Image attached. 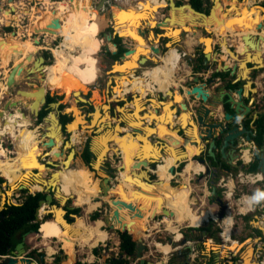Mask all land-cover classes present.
I'll list each match as a JSON object with an SVG mask.
<instances>
[{"label":"water","instance_id":"water-1","mask_svg":"<svg viewBox=\"0 0 264 264\" xmlns=\"http://www.w3.org/2000/svg\"><path fill=\"white\" fill-rule=\"evenodd\" d=\"M9 6L6 9H2L0 6V11L4 10L5 12H9L12 14L13 12H17L18 8L15 6L14 3L15 0H7ZM70 2L72 0H69ZM109 0H100L93 8L99 14L101 10L104 9L105 3H107ZM139 2V5L137 6V10L141 11L143 13L142 18L136 19L134 22L132 19H121L118 11L126 9L129 11H132V8L129 6L124 5H114L115 10H111V27L112 31H109L108 33H105V38L107 40H110L113 36L118 35L121 36L120 31H118L116 28L121 25H127L129 23L137 25V30L140 35H144V30L142 29L143 23H146V21L149 20V18L152 16L151 13L149 15L146 11H144V5L145 2ZM165 5L169 8V14L168 16H165L161 20L155 21V27L163 29L162 33L157 32H151L149 31L146 36V40H156L158 37H169L172 41L176 40V38L183 37L186 32L191 31L192 29L197 28L200 24L202 25L207 32L212 33L210 29H212V26H214V21L217 24L215 26L216 32L218 34H221V39L218 42V49L219 51L225 50L228 52V54L231 55V57L236 60L238 63H236L233 67H230L227 65V63L220 64L218 63V66H220L221 69L227 70L230 68V73L233 74L236 70V68L239 66L241 68L240 75L234 79L233 83L237 82V80H243L244 84H241L237 87L227 89L223 94H220L218 99L216 98L214 102H212L211 94L206 89L207 83L201 82L200 77L198 74H195L190 80L187 81V84L185 88L181 89V92H184L186 96H188V100L185 99L181 101V96L175 92L174 90L167 88L165 95L163 98L166 97V95L169 96V99L163 100L162 99H156L153 97L148 98V100L151 101L155 107H161L164 111V115L157 114L158 108H155V112H147L146 106L144 105V100L141 97V93L133 94L131 101H127V103H132L133 108L129 112L127 111V106L125 105V102L122 105H116L114 106L115 111L119 112V116L116 117V121L112 124L110 122V118H113L114 115L110 113V104L108 101L102 102V106L107 108V111H104L102 108V113H108V116L110 117L107 119L106 125H95L90 126L92 124V118L89 120H86L88 123L86 125V130H91L93 132V135L90 136L89 139V150L91 153V156L94 157L93 162H89L87 165L86 163H82V165L86 166L88 170L90 171H102L104 169V163L107 160V153L104 155L103 160L99 164L98 167H96L98 163V158L101 154V151L99 153H96L93 151V137L99 136L100 138H103L104 147H108V144L112 147L113 152H116V154L122 158L121 162L117 163V166L114 170H108L110 174H113L114 177L104 176L102 177V180L98 182L99 184V193L98 198L101 201V204H107L111 210L109 214L104 215L103 221L108 225L109 228H115V224L117 225V229L121 230L123 228L129 229V222L126 224L123 223L120 219V209L125 208L126 213L128 217L134 218V217H142V212L140 210L141 203L136 205L137 199L139 196L144 195L145 190H142V188H145V185H153L154 182H158V178L151 179L150 172L155 171L158 168V164L162 159L164 147L166 148H172L173 142L170 137H165L167 134H164V131H167V133H175L179 136L180 131L182 132V142L184 144L189 143L190 145L194 146L193 153L190 155L188 151L183 149L180 153L174 154L170 151L171 156L173 157V164L170 165L169 171L171 175H174L175 166L178 162L185 161L188 159V157L193 158L198 163L203 165V172L201 175L209 174L211 171V174L215 176L217 168H220L221 170L225 172H229L231 168H239L242 165L238 164L237 161L239 159V148L244 145V142H249L253 138L257 136V132L259 131L261 133V142L260 145L257 147V149L254 152V159L256 157V170L259 171L262 176L264 177V102L261 99L259 101L260 108L257 109V113L255 116L251 115V106L247 105L243 101V96L245 93V88H248V94L255 93L256 90L254 88V85H252L251 78V72L253 70H261L264 68V60L262 57L261 46L260 41L264 40V36L261 34V32L264 31V6L258 4V5H250L249 11L247 8L242 7L238 8L236 4L230 3L228 6H225L224 11L222 12L223 21L219 20L220 17L215 14L214 9L216 7L220 6V3L223 0H210L212 2V8L209 11V14L196 10L189 1L185 3L176 4L174 0H164ZM209 0H205V3H207ZM233 1V0H232ZM1 4V1H0ZM253 7H255V11L253 10ZM175 10V13H174ZM186 10H191L192 13L186 12ZM231 10V11H230ZM22 11L30 12L31 10L26 8L22 9ZM137 11V12H138ZM176 11L178 13V16L176 15ZM229 11V12H228ZM228 12V13H227ZM52 14L56 15V10L52 9ZM147 15V17H145ZM259 16H261V19H259ZM51 22H53V25L51 26H58L60 25V19L58 17L53 16ZM190 23L191 27L187 25L186 23ZM248 22L253 23L251 27H254L255 34L248 35L241 34L239 35V38L243 41V47L242 50L236 51L233 47L229 46L227 40L225 39V28H231L234 23L238 25L239 28L243 26H247ZM10 21L7 23L9 24ZM173 23V26L171 24ZM219 24V25H218ZM178 25V26H177ZM48 26H50L48 24ZM210 27V28H209ZM174 29H178L179 32L176 36H172L170 34V31L173 32ZM34 31L38 32L40 31L37 27L34 26ZM257 32H260V34H257ZM228 33V32H226ZM10 35H15V30L10 31ZM7 40V38H6ZM201 42L203 43V54H204V65L208 67L209 61L211 59H215L212 54L214 50L213 45V39L210 36H201L200 37ZM211 41V43H207V41ZM209 41V42H210ZM3 41H0L2 43ZM249 42V44L247 43ZM34 43L38 44L39 39L34 38ZM150 53L155 54L159 56L161 54V48L158 45H154L151 43H148ZM169 46L172 45V42L169 41L166 42ZM113 46L115 49L111 50L113 53L116 52V45L113 43ZM123 46L126 47V50L123 52L122 55H120L119 60H114L113 63L110 66L109 71H115L118 73L119 81L124 79L130 80L131 78L127 76V74L131 75L134 74V72L137 70V68L144 66L149 60H155L156 58L153 55H143L137 53L138 47L137 44L124 41ZM103 48L105 51H110V47L108 43L103 44ZM12 52H19L18 54H21L20 51H17L15 46L12 48ZM241 54H243V57H240ZM137 59L135 60V56H137ZM30 56H32V53H28L26 56H24L25 60H29ZM41 62L42 66L45 61V57L43 55L36 56L32 60V65L29 67H26L27 64L22 63L21 61L15 62L10 67L7 76H6V86H7V93L8 89L14 85L16 82V77L20 76L23 71L28 73L29 76L35 75L33 71V66L36 65L37 61ZM123 69H120L119 66L124 65ZM130 66V67H129ZM216 78L215 76H212L208 80V85L210 83L215 82ZM117 86V81L114 82ZM222 87V86H221ZM34 86L30 87V90L33 89ZM43 88V85H37L36 89ZM224 89V86L222 87ZM15 92L18 94H23L26 92H31L29 90L16 88ZM74 95L78 96L79 99L86 101L83 97L80 96V91L75 90L73 92ZM46 88L44 87V94H43V103L46 101ZM197 99V102L191 103L189 100ZM20 100H11L8 99L3 109L0 110V120L4 119V113L8 112L9 114H12L13 112L9 110H13L18 107ZM209 102L206 104V102ZM34 102V101H33ZM254 102V99L251 100L250 104ZM42 103V104H43ZM178 103V104H177ZM33 104V103H32ZM60 104L59 100L51 101L49 105L52 108H56ZM178 105V106H177ZM40 106V105H39ZM80 113L81 110L75 106ZM218 107L221 108L223 112L222 119H219L215 110L218 109ZM40 109V108H39ZM34 111L33 116H38V112ZM70 107H65L62 112L63 113H70L72 114L73 118L65 123V129L67 133L71 132L69 131V122L70 124L74 122L76 119L75 111L68 110ZM231 110V111H229ZM94 113L97 111V108L93 107ZM92 111V112H93ZM83 114V113H82ZM130 116H133L136 118V120H129L128 118ZM49 115L54 116L56 118V115L54 112H49ZM262 117L263 120V126L262 128H259L257 125V120ZM149 119L151 124L153 126H149L146 123H144V119ZM249 118L252 120V125L249 127H246L244 125L245 120ZM178 119L179 125H176V120ZM85 120V119H84ZM56 121L58 123V120L56 118ZM163 124V125H162ZM166 124V128H160ZM128 127V130H126V126ZM59 129H61V125L58 123ZM82 125L79 124L78 128H81ZM61 132V130H60ZM133 136L137 138L140 142V146L137 151H132L130 149L131 142L127 141L126 138H131L130 136ZM71 138H68L64 145H67L70 143ZM54 143V140L52 137H46L43 144L45 147H52ZM115 144V145H114ZM135 144V143H133ZM147 146L152 147V152H147ZM69 151L65 155L64 151H59V153H56L57 155L65 156V161L69 159V156L72 155V160H74L75 151L69 144ZM228 149L233 150V155H229ZM109 150V149H108ZM170 150V149H169ZM218 150L220 153V157L224 159L228 166H223V163L221 161H218L215 151ZM227 154V155H226ZM71 160V161H72ZM64 161V162H65ZM131 163H127V162ZM142 162V163H141ZM125 163V164H124ZM141 163V164H140ZM213 163H216L217 166H211ZM72 162L68 163L66 166H71ZM45 167H48L46 164H42ZM140 167H139V166ZM132 166V170H137V175L142 174V177L139 178L136 175H128L126 174L124 177V180L127 181H133L135 180V183L140 182L139 185H136V188L130 191L129 195H126L124 192V188H122L121 183L119 182V179L117 176H119V173L124 170V168H129ZM150 169V170H148ZM135 172V171H134ZM133 179V180H132ZM117 183L118 189H116ZM10 187V185H9ZM11 188V187H10ZM27 188V186L24 185L23 182H19L17 184V189L19 191H22L23 189ZM12 189V188H11ZM44 190H46V195L44 198L40 199L38 201V206L35 211V218L34 221L40 222L43 220L41 215H38V209L41 205L47 206L46 214H50L49 218H54L56 212L60 210L63 215L61 217L64 225L71 224V221L65 217L66 209H64L63 205L65 203L69 202V197L66 195H62L59 191L58 193V186L55 188L51 186H47ZM11 190H7L5 192L0 193V203L4 204L8 197V193ZM28 193H34L35 191H30L27 189ZM38 191V190H37ZM42 191V190H41ZM210 192L211 197L216 196V200L220 206L219 212H218V219H222L224 217V210L225 205L223 204L221 198L217 195V186L214 181V179L210 180ZM120 195V197H119ZM60 198V199H59ZM145 198V197H144ZM143 198V199H144ZM54 201H57L58 204L55 205ZM14 203V202H13ZM161 204V199L157 197V203L156 207L159 208ZM67 209H73L74 206L67 205ZM155 208H153V211ZM160 213L162 215H172V212L168 210L165 206H162L160 208ZM92 214L89 213V217H91ZM157 213L152 212L150 215V221L153 220ZM74 218H76V215H74ZM125 224V225H124ZM125 226V227H124ZM30 231L25 232L21 240L16 243L14 248L9 252L7 255H0V264H64V263H44L46 259L45 253H40L39 257L36 259H33L27 255L25 243H24V235L27 234ZM36 233H39V230H35ZM134 233H140L139 231H135ZM203 235L205 236L206 232L202 231ZM262 238H264V234L262 233L261 236L253 237L250 242L258 243ZM247 240V239H246ZM245 240V241H246ZM174 242V239H169V244L172 245ZM247 242L246 248H250V262L252 263V253L254 250L253 245ZM197 246L201 245V242H194ZM181 244L183 245V250H186V261L190 262L191 259V253L192 249L194 247V244L192 240L188 237H183L181 239ZM204 244L206 246H209L210 249L213 250V248H217L218 245H211V241H204ZM245 244V243H244ZM244 244L239 243L238 248H235V253L238 252V250L244 246ZM241 245V246H240ZM146 249V242L145 239L142 236L137 237V240L134 244V250L131 254V257L136 262V264H155L153 261H148L144 257V250ZM179 248L175 246L173 248V251H178ZM62 254H65L64 250H61ZM241 255V253H240ZM67 257V256H66ZM66 259V258H64ZM247 259L242 257V262L240 264H244ZM71 264V263H70ZM161 264H164V260H161ZM260 264V263H258Z\"/></svg>","mask_w":264,"mask_h":264},{"label":"rangeland","instance_id":"rangeland-1","mask_svg":"<svg viewBox=\"0 0 264 264\" xmlns=\"http://www.w3.org/2000/svg\"><path fill=\"white\" fill-rule=\"evenodd\" d=\"M15 1H17V0H15ZM40 1L43 2L44 5L43 4L40 5ZM63 1L64 0H60V1L59 0H29L28 2H24L25 9L26 8L30 9L31 7H33L30 11L31 13L27 12V11H22L23 13H21V14L18 13L19 18L18 19L13 18L9 24L2 22L0 19V25H1L0 32H2V31L4 32V29L6 27H13L14 26L15 31L18 32L16 35L20 39H32L34 42V38H38L39 43L38 44L35 43L37 47H35V49L33 48L35 50V52H32V50H33L32 48L30 49V52H32L34 54V57L39 56V55H43L44 51L47 50V51L51 52V56L46 57L44 63L47 65H52L54 69H55V67H54L55 63L59 65L58 68H60L61 66H63L65 68V63L62 60H59L56 58V55H55L56 48L61 43H64L67 41L70 45H72L76 49V50H73L71 52L73 54H76L79 52L80 49L87 46L86 43L78 44L77 40L73 39L72 35L66 36L65 39L63 40V36L59 33H57V35H55L54 34L55 32L52 35H48L44 31L43 32L38 31L37 33H33L32 29L34 28V25H35V21L33 19L35 18V15H37V16L40 15L42 17L41 14L47 13L49 10L51 11L54 4H55L56 15H53L52 12H51V14L53 16L58 17V19H64L65 20L67 15H70L73 18H79V17L84 16V11L87 13V10L91 6H92V10H93V7L100 0H87L85 8L73 7L72 3H71L72 1L70 2L69 0H66V2H63ZM144 1L145 0H110L107 3H105L104 9L101 10V12L99 14H100V16H102L106 20V24L103 25L102 27H100V29L98 30V32L96 34V36L100 40V46H99L98 50L96 52L92 51V54H93L92 58L94 56V58L96 59L97 64H98V70H99L100 74L99 73L97 74V77L95 78V80L91 84L84 85L85 87L84 86L80 87L81 82H82L81 77L69 76V80L67 81V82H69V85H67V86L66 85L56 86L55 88L52 89V88L47 87L48 86L47 83L51 82L50 78H53V76H50L49 80L47 79V82H46V72H44V74H39L40 70H38V74L28 77V73L23 71V73L19 77H17V79H16L17 81L14 83V85L8 89V93H7V90L5 89L4 84L2 83V80H3L2 77H4L3 73H6V72H2L0 70V79H1L0 80V108H2L4 106L5 102L9 98H12V100L13 99H18V100L20 99L18 107L13 109L14 111L9 110L13 113L9 114L8 112H6L7 118L0 120V144L2 145V148H4L6 150V155H3V156L0 155V176H2L1 172L9 171V172H12V174H13L15 171L14 170L15 167H26V166H28V167L37 169V171L41 170V169L46 170L44 177L48 178V176L50 175V172H53L56 169L62 168V166H61L62 162L60 161V159L57 158V155L55 153V151L58 152L59 149H57L56 147L51 148L49 150V154H47L46 152H48V150H46V151L44 150V148H46L45 145L43 144L44 141L42 142V145H40V142L44 138L48 137V135L46 134V132H48V131L45 130V128H49V129L51 128V131L56 136L58 134H60V131H56V129L54 127H51V126H54V122L53 121L49 122V119L45 120V118H44V120L41 123H39L38 125L34 123V120L31 121L30 118H31V116L33 117L35 108L31 107V110H30V105L35 100L34 99L35 94L29 95V96L20 95V94L15 92V89L17 87L21 88V89H25V90H30L31 86L35 87L37 85H43L44 87H46V90H48V94L51 97H55L54 101L59 100L60 104L63 105L64 107L65 106L66 107L71 106L73 109L71 108L68 110L75 111V113H74L75 116L84 121L82 123H79V122L74 123V127H76L77 129H80V128H78L79 124L88 123L86 120H88V118H91V116L93 115L92 111H93L94 106L95 107L97 106L99 109L96 112L97 119L100 117V109L102 108V105L97 103V101H96L97 99L95 98L96 95L98 96L99 99H101L102 102L108 101L110 106H111V110L114 111V117L112 119H110L112 124L116 121V117H118L117 110L115 111L114 106L122 105L124 102H125L124 106H129L127 101L131 100V94L130 93H128L124 97H119V96L116 97L117 94L115 95V93H114L115 91H114L112 86L115 85L114 82H116L119 79V77H117L118 73H116L115 71H111V72L109 71L110 65L112 64L113 61L111 58H109L105 54V51L102 47V45L104 43H107V42L109 43L110 47H112V45H111L112 42L106 40L105 37H101V34H102V32H106V33L109 32V30H106V29L108 28V26L110 24L108 22H109V20H111L110 14H111L112 7L114 5L121 4L124 6H134V5H137L139 2H144ZM152 1H155L158 8H157V11L155 12V14H153L149 18V20L155 18V21H157V20L163 19L165 16H168L169 8L167 7V5H165L166 3L164 0H152ZM178 1H180L181 3L187 2V0H178ZM243 1L244 0H237V4L239 5V4L243 3ZM90 2H91V4H90ZM229 3H230V0H224V2H222V5H228ZM261 3H264V0H252L250 2L251 5H258V4L261 5ZM9 4L10 3L7 4V2H4L0 6L2 7V9H6L9 6ZM76 4H77V0H76ZM247 5L249 6V4H247ZM145 11L149 15V13L152 14L153 9L149 6V7L145 8ZM86 13H85V15H86ZM12 14H15V12H13ZM0 17H1V11H0ZM145 17H147V15H145ZM262 18H264V16H262ZM147 22L148 21H146V24H147ZM171 25H173V23ZM84 27L86 30H89L90 29L89 23L85 24ZM13 29H11L10 31H12ZM21 29L24 31H21ZM142 29L145 31L144 36L147 35V33L149 31L157 32L159 34L163 32L160 28L155 27V26H147V27L143 26ZM210 30H212V29H210ZM10 31L5 32V33H7L9 36ZM206 33L209 34L210 37H212L211 35H213V32L209 33V31H208ZM1 37H3V36H0V41H2ZM5 40L6 39L4 38V41ZM133 40H135V39H133ZM148 41H152V39L147 40V42ZM161 41L162 42H161L160 47L162 46L161 47L162 52L159 56H154L156 58L154 61L149 60V62L146 64V67H148L147 69H151L154 66L152 68L154 76L158 77V75L159 76L161 75V77H162V76H164L162 74L161 69H160L162 65H167V66L173 67L175 64H177L179 62L178 68L174 74L176 75L177 73H181V71H183L185 68H187V60L183 55H181L182 49H181V45H180V43H181L180 38L178 37L176 40L172 41L169 37H164V39H162ZM166 41H169L170 43L172 42V45H170V46L168 44L164 45V43ZM154 43H157V39H156V41H154ZM144 44L147 46L146 39H145ZM143 48H144V51L141 54H144V53L149 54L150 53L149 47H143ZM16 53H15V55H16ZM17 55L15 57H13L12 59L11 58L9 59L12 61L7 60V62L5 64H1V65L7 66V68L11 67L12 64L14 63V60H15V62L17 61L16 60ZM21 57H23V56H21ZM90 58L91 57L87 56V52H84L83 54L81 53L78 55L77 62L74 64V66L87 64L88 60ZM29 60H24V64H27L26 67H29L31 65L30 63L28 64ZM90 67L91 66H89V68ZM58 68H56V69H58ZM219 68H220V66H219ZM120 69H123V68H120ZM142 69H143V67L138 68L139 71H141ZM45 70H46V68H45ZM134 78L135 79H133V81H132L133 84L128 86V87H130V86L132 87L130 89V91L134 89L135 82L136 83L140 82L137 77H134ZM166 79L167 78H165V76H164V78L160 79V81L163 83L164 86H166V81H167ZM151 80L154 82H159L157 79H155L153 77L151 78ZM121 82H122V80L119 81V84H117L116 89H118V87L121 85ZM173 82H174V80L172 79L170 81V83H173ZM135 85L138 86L140 84L138 83ZM168 85H169V83H167V86ZM74 86L82 93V95L84 97H86L91 102V105L88 106L89 109L87 110L86 113L85 112H82L83 114L80 113L78 111V109L74 107L75 105H72V101L74 102V104H77L75 102V100H73L74 96L72 94L67 95L68 90L70 89L72 91ZM139 91H141V90L139 89ZM132 92H134V90ZM142 92H143V90L141 91V93ZM36 93L38 94V92H36ZM96 103H97V105H95ZM60 109L63 110V108H60ZM51 112H55V110L52 109ZM105 118H107V117H105ZM39 121H41V120H39ZM66 122H68V120ZM104 125H106V122ZM83 127H84V129H81L80 134H78V131L76 132V136H77L76 140H75V136L73 134H72L73 136H71L70 133L69 134L66 133V140L68 138H71L72 141H70V146H72V148L75 151L74 160L70 161V163L72 162L71 167H74V168L84 167V165H82L83 160L81 157V153H82L84 145H85L84 142H86V141H84V139L85 140H86V138L89 139V136L93 135V132H91V130L90 131L86 130V125H84ZM55 135H54V137H55ZM96 137L97 136L93 137V141H95ZM69 149H70L69 145H64V154L65 155L68 153ZM8 150H10V151H8ZM39 151H40V155H38ZM94 151L97 153L96 150H94ZM61 158L63 159L64 156H61ZM71 158H72V156H71ZM93 159H94V157L90 156L89 162H93ZM109 160H110V158L108 157V160L105 161L106 162L104 164L105 166H108V164L110 163ZM42 164H46L48 167H45ZM191 164H193V163L191 161H188V163L186 165L184 163L183 166L179 169V172L182 173V177L184 176L183 175V168L184 167L186 168L187 174L188 175L191 174V169H189V167H187V166H191ZM96 167H98V166H96ZM84 168L86 170V178H87L85 184L89 185L88 182L91 179V181L93 183H97V187L99 188L98 182L106 174L103 171L99 172V171H93L92 170L90 172V170H88V168L86 166ZM22 170H23L22 168L21 169L18 168L16 170V173H17V171H22ZM90 173H92V174L89 175ZM119 175H120L119 176V178H120L123 174L121 173ZM88 176H90V177H88ZM170 176H171L170 173L165 176L164 184L161 185L160 190L165 191L168 188H171L173 190L178 191L179 187L186 186V184L184 183V181H186V182H188V185H189L188 186L189 191L187 192V202L185 203V205H187V208L193 209L197 212H201L204 208L205 209H213L215 207V203H213L211 198H210V195H211L210 181L206 182V180H205V182H204L201 179H198L197 175H195L192 178V180H188L187 178H185V180L183 179V181L182 180L180 181V179H178V178H177L178 180L175 178L170 179ZM156 178L157 177H155V176L151 177V179H154V180ZM215 181L217 183V180H215ZM124 182H125V180H124ZM125 185H127L126 182H125ZM172 186H175L177 188H173ZM94 187L95 186L90 187V189L96 190V192H98V190L95 189ZM31 188H33V186ZM244 188H246V187H244ZM9 189L11 190V193L8 195L5 202H8V203L19 202L20 198H21L20 197L21 193L19 192V190L17 188L11 189L9 187V183L5 179V181H3V183H2L0 193L5 192ZM25 189H28V186ZM84 189H86V188H84ZM82 191H85V190H78V192H82ZM42 192L47 193L46 190H42ZM125 193H128L127 189L125 190ZM239 193L240 192L236 190V194H235L236 198L239 197ZM75 195H77V194H75ZM67 196L69 197V199H68L69 202L67 203V205H69V206L73 205L74 208L75 207L78 208L77 211H74V212L70 211L69 212L70 214H69L68 220L70 219V221L73 222V220H75L74 215L81 216V218L79 220L80 222H78L79 227H77V228H79V230L82 233H80L81 236H80L79 244L75 245V251H76V254H77V257L79 258V260H84L86 262H97V264H112L111 259H110L111 257H114V259L117 257L118 258L127 257L130 259L128 264H136V262L133 260V258L131 256H128L127 254H124L122 252L121 246H122V241L124 239V236L119 232V229H117L116 224H115V228H109L108 225L103 221L101 228H103L104 230H106L108 232V238L106 240H104L103 242H99L97 245H94V246H91L86 242V238L88 237V233H89V235L93 234L94 223L98 219L103 220L104 215L109 214L110 210H111V208L107 204H103V203L101 204L100 199L97 197L98 195L93 196L91 198V200L99 201L100 206L98 205V207L96 209H93L90 212H86V210H85L86 204L85 205H75L74 201H76V203H78V204L80 202V199L78 196H76V199H75L74 195L69 196V194H67ZM260 199L261 200L264 199L262 194L260 195ZM54 204L57 205L58 202L54 201ZM80 204H81V202H80ZM165 205L162 202L160 204L161 207L165 206ZM45 207H47V206H45ZM165 207L168 209L167 206H165ZM95 211H99L100 215L96 220L95 219L93 220L88 215H89V213L92 214ZM230 214H232V213H230ZM44 215H46V213H43L41 215L42 219H43ZM232 215H233V220H234V226H233L232 232H233V239H235L238 236V234L240 233V231H243V233L252 232V228H251L252 225L258 226V224H259V226H262L260 218L262 215H264V213L261 210H258V211L253 210V211L245 214V216H241L238 214H232ZM164 217L165 216L162 215L160 213V211H158V215L153 220H151L150 231L147 234V236H145L146 249L144 250L143 254H144V257L146 260L153 261L156 264H161V260H164V264H175L179 259L175 255L173 248L178 244V242L175 240L172 243V245L170 244L172 247V250L167 255H164L162 252H160L158 250L159 248H158L157 243H163L164 245H169L168 244L169 239H173L174 235H175V233H173V231H170L171 230L170 227H176L177 228L176 232L179 231L183 235L184 234H190V231L188 230V227H190V225L184 224V223L180 225L177 223L176 220L167 223L166 218H165V221H163ZM50 219H53V218H50ZM207 223H208V221H205L204 223L201 224V226L206 225ZM173 225H175V226H173ZM130 229L132 231L134 229H136V231H138L139 227L134 228L132 225H130ZM182 229L187 230L188 232H185ZM183 235H182V238H183ZM60 237L50 238L49 239L50 242H48V244L46 243L47 244L46 245L43 242L41 235H39L35 231L28 232L27 234L24 235V238H25L24 243H25L27 255H30V257H32L33 259H37L39 257L40 253H45L46 259H45L44 263H50V262L54 263V256L59 255L60 259H61V263H64L65 262L64 257H65V254L67 256V253L66 252H65V254L61 253V250L65 251V249L61 246V242H60L61 239H59ZM205 241H207V239H205ZM246 242H250V238H247L246 241L243 239L241 243L244 244ZM250 243L253 245L254 242L252 241ZM49 245L51 247L56 248V252L52 253L51 255H48V253H47V248ZM211 245H213V244H211ZM224 245H225L224 247L222 245V249H221L220 253H218V255H217L218 258L215 261V263L212 262L210 264H223L225 258H227L225 255H227V256L230 255L231 249L228 247L229 243H225ZM95 246H97L101 250V257H97L95 254H93L92 248ZM238 246H239V244L236 247L238 248ZM256 248H257V245H256ZM247 249L248 248H246L245 251H247ZM245 251H242L241 254L244 253ZM224 252H225V254H223ZM234 252H236V251H234ZM91 255L92 256L94 255V257L91 258L92 257ZM230 256H232V255H230ZM237 262H238L237 264H240L238 260H237ZM257 262L258 261H256L255 264L259 263V262L258 263ZM58 263H60V262H58ZM231 264H235V262H233L232 259H231Z\"/></svg>","mask_w":264,"mask_h":264},{"label":"crops","instance_id":"crops-1","mask_svg":"<svg viewBox=\"0 0 264 264\" xmlns=\"http://www.w3.org/2000/svg\"><path fill=\"white\" fill-rule=\"evenodd\" d=\"M1 1V4L0 5H2L4 2H7V4H8V1L7 0H0ZM29 0H17V1H14V4L16 5V6H18V11L20 12H22V9H25V7H24V2H28ZM60 1V0H59ZM187 1H189V0H187ZM224 1V0H223ZM57 2V1H56ZM62 2V1H61ZM63 2H66V0H64ZM175 2H176V0H175ZM190 2V1H189ZM191 3V2H190ZM41 4H43L44 5V3L43 2H41L40 1V5ZM208 4V6H209V9H211L212 8V2L209 0L207 3H205V0H203V6H206ZM192 5V4H191ZM239 5H241L242 7H245V8H247L248 9V11H249V6L247 5V2L244 0L243 1V3H241V4H239ZM261 5L262 6H264V3H261ZM224 6H226V5H224ZM168 7V6H167ZM31 8H33V7H31ZM52 9H56L55 8V4H54V6H53V8ZM255 7H253V10L252 11H255ZM47 12V11H46ZM214 12H217V15H218V10H217V8H215L214 9ZM45 15H50V10L47 12V13H45ZM37 15H35V18L33 19L34 21H35V25L34 26H36L38 23H41V21L40 20H37V17H36ZM111 16V15H110ZM0 19H1V21L2 22H4V18L1 16L0 17ZM259 19H261V16H259ZM219 20H221V21H223V19L222 18H220ZM108 23H110L109 24V26L111 27V20H109V22ZM187 25H189L190 27H191V24L190 23H186ZM248 24H253V23H251V22H248ZM199 26L197 27V28H195V29H192L191 31H189V32H186L185 33V35L183 36V37H180V45H181V49H182V53H181V55H183L185 58H186V60H187V68H185L183 71H181V73H177L176 75L174 74L175 73V71L177 70V68H178V64H179V62L177 63V64H175L173 67H171V66H167V65H162L161 66V71H162V74L165 76V78H167L166 80V86H164V88H159V86L158 85H160L161 87H162V85H161V83L160 82H154V81H152L151 80V78H150V75H149V70L150 69H147L148 67H146V64L149 62H147L144 66H141V67H143V69L141 70V71H139L138 70V68H137V70L134 72V74H131V75H129L128 74V76L132 79V81H133V79H135L134 77H137L138 79H139V81L140 82H135V84H140V85H135L134 84V92H132L133 90H131L130 91V89L132 88L131 86L130 87H128V89H127V91L126 92H124L123 94H124V96L125 95H127L128 93H130L131 94V99H132V95L133 94H139V93H141V91L143 90V92L141 93V97L143 98V100H144V105L146 106V111L147 112H155V108H158V107H155V105H153L152 103H151V101L150 100H148V98H150V97H153V98H156V99H162L163 98V96L165 95V92H166V90H167V88H170V89H172V90H174L175 92H177L180 96H181V101H183V100H185V99H187L188 100V96H186V94L184 93V92H181V89L183 88H185V86H186V84H187V81L188 80H190V78H192L195 74H198L199 75V77H200V81L201 82H205V83H207V85L205 86L206 87V89L208 90V92L211 94V101L212 102H214L215 101V99L217 98L218 99V97H219V95L220 94H223L227 89H230V88H234V87H237V86H239V85H241V84H244V81L243 80H237V82H235V83H233V81H234V79L236 78V76L238 77L239 75H240V73H241V68L238 66L237 68H236V70H235V72L233 73V74H231L230 73V68H228L227 70H223V69H221V68H219V66H218V63H220V64H223V63H227V65H229L230 67H233L236 63H238L236 60H234L232 57H231V55L230 54H228V52H226L225 50H223V51H219V49H218V42H219V40L221 39L220 37H221V34H218L217 32H216V27L215 26H217V24L215 23V21H214V26H212V32H213V35H211L212 36V39H213V45H214V50H213V54H212V56L215 58V59H211L208 63H209V65H208V67L205 65V68H203V69H201L200 71H194L193 70V63H196V58L197 57H199L200 56V54L202 53L203 54V51H202V48H203V43L201 42V40H200V37L201 36H209V34H207L206 32H207V30H205V28L202 26V25H200V24H198ZM219 25V24H218ZM178 26V25H177ZM0 27H1V25H0ZM13 28H14V26H13ZM42 28V27H41ZM192 28V27H191ZM161 29V28H160ZM13 30H15V28L13 29ZM113 29H112V27H111V30L110 31H112ZM162 31H163V29H161ZM21 31H24V30H22L21 29ZM238 31H239V33H238ZM16 32V34L18 33L17 31H15ZM55 32V33H54ZM198 32V33H197ZM226 32H228V33H226ZM240 32H241V34H246V33H248L249 35H253V34H255V29L254 28H250L249 30L248 29H246V28H244V26L243 27H241V28H239L238 27V25L236 24V23H234L233 24V26L231 27V28H228V27H226L225 28V39L227 40V42H228V44H229V46H231V47H233L236 51H241L242 50V47H243V41L241 40H239L240 38H239V35H240ZM48 35H52L53 33L55 34V35H57V33H59V32H56V31H50L49 30V32H46ZM197 33V34H196ZM3 34V35H2ZM60 34V33H59ZM257 34H260V32H257ZM261 34L264 36V31L263 32H261ZM105 35V34H104ZM0 36H3V37H1V39H2V41H4V38L6 39V38H8L7 40H5L4 41V43L5 44H10V46H11V50H8V51H5L4 49H3V47H2V45H1V43H0V45H1V48H0V52H2L3 53V57L1 58L0 57V70L2 71V72H6V73H3V76L4 77H2V79L4 80H2V83L4 84V87H5V81H6V76H7V73H8V71H9V69H10V67H8L7 68V66H3V65H1V64H5L6 62H7V60H9L10 58L12 59L13 57H15L16 55H15V53H13L12 51V48L15 46V48L17 49V48H19L20 50H21V54L25 51V50H27V49H35V47H37L36 46V44L35 43H33V40L32 39H24L22 42H20L19 41V37L16 35L15 37H13V36H11V35H9L8 36V34L7 33H5V31L3 32H0ZM144 36V35H143ZM105 37V36H104ZM115 36H113L110 40H108V41H111L112 42V47H110V51H105V54L109 57V58H111L108 54H107V52H111V53H113L111 50H113V49H115V47L113 46V41H112V39L114 38ZM121 37V36H120ZM198 37H199V39H198ZM122 44H123V42L124 41H127V42H131V43H136L135 42V40H133L130 36H122ZM144 39H146V36H144ZM162 39H164V36H162V37H158L157 38V43H154V41H156V40H152V41H148V43H151V44H154V45H158L159 47H160V45H161V40ZM107 40V39H106ZM167 42V41H166ZM166 42L164 43V45L166 44ZM31 43V44H30ZM108 43V42H107ZM146 43H147V40H146ZM260 43H261V52H262V57H263V60H264V40H262V41H260ZM109 44V43H108ZM116 45V44H115ZM148 45V44H147ZM179 45V46H180ZM102 47H103V45H102ZM125 47V46H124ZM162 47V46H161ZM160 47V48H161ZM113 48V49H112ZM126 48V47H125ZM33 49V50H34ZM104 49V48H103ZM116 50H117V46H116ZM177 50V49H176ZM17 51H18V49H17ZM125 51V50H124ZM123 51V52H124ZM161 52H162V48H161ZM25 53V52H24ZM123 54V53H122ZM121 54V55H122ZM149 55H153V56H157V55H155V54H152V53H149ZM20 57H21V55H18V57H17V61H21V60H25V59H20ZM240 57H243V54H241V56ZM34 58V54H32V56H30V60H29V62H28V64L30 63L31 64V60ZM180 58V57H179ZM203 58H204V54H203ZM112 59V58H111ZM176 59V58H175ZM117 60H119V59H117ZM9 61H12V60H9ZM16 61V62H17ZM59 61V60H58ZM89 61V60H88ZM112 61H114L113 59H112ZM203 62H204V59H203ZM14 63H15V60H14ZM113 63V62H112ZM56 64V63H55ZM88 64V63H87ZM204 64V63H203ZM85 65V64H84ZM78 66H80V65H78ZM111 66V65H110ZM63 67V66H62ZM154 67V66H153ZM152 67V68H153ZM140 68V67H139ZM44 69H45V67H44ZM46 69H47V67H46ZM156 69V68H155ZM156 71V70H155ZM215 72H228V75H224V76H222V75H215L214 73ZM117 73V72H116ZM160 74V73H159ZM164 76H160L161 77V79L162 78H164ZM212 76H215V78H216V80H215V82H213V83H210L209 85H208V80L212 77ZM19 77V76H18ZM82 78V77H81ZM16 79H17V77H16ZM174 80V82L173 83H170V81L171 80ZM82 80V79H81ZM250 80L253 82L252 83V85H254V88H255V90H256V92L254 93H252V94H248L247 95V93H248V88H245V93H244V96H243V101H244V103H246L247 105H249V106H251V115H253V116H255V114L257 113V109H259L260 108V104H259V101L262 99L263 100V102H264V68L263 69H261V70H253L252 72H251V78H250ZM17 81V80H16ZM135 81V80H134ZM167 83H169V85L167 86ZM231 84V85H234V84H236V83H238V85H235V86H229L228 84ZM133 84V83H132ZM142 84V85H141ZM163 84V83H162ZM131 85V84H130ZM224 86V89H222V87ZM116 89V88H115ZM139 89L141 90V91H139ZM2 91V90H1ZM6 91V90H5ZM118 95V94H117ZM120 95V94H119ZM124 96H122V97H124ZM166 99H169V96L168 95H166V97L165 98H163V100H166ZM254 99V102L252 103V104H250V102H251V100H253ZM131 101V100H130ZM189 102H190V104L193 102V103H195V102H197V99H193L192 101L191 100H189ZM209 102L207 101L206 102V104H208ZM178 104V103H177ZM178 106V105H177ZM132 108H133V105H132V103L130 102V105L127 107V111H131L132 110ZM14 111V110H13ZM229 111H231V110H229ZM215 112H216V114H217V116H218V118L219 119H222V117H223V112H222V110H221V108L220 107H218V109L217 110H215ZM118 113V116H119V112H117ZM157 114H162V115H164V111H163V109L161 108V107H159L158 108V112H156ZM113 115H114V111H113ZM131 114H129V116H130ZM131 118V119H130ZM31 121L32 120H34L35 119V116H31ZM129 120H136V118L135 117H133V116H130L129 118H128ZM151 121L149 120V119H144V123H146L147 125H149V126H153L151 123H150ZM31 123V122H30ZM176 125H179V121H178V119L176 120ZM163 125V124H162ZM162 125H160L161 127L160 128H165V129H167L166 127V124H164V126H162ZM244 125H246V127H249L250 125H252V120H250L249 118H247L246 120H245V122H244ZM126 126V125H125ZM126 128V130H128V127L126 126L125 127ZM167 131H164V134L166 133ZM170 135H173V133H167V135L165 136V137H169ZM183 134H182V132L180 131V134H179V136L178 135H176L175 134V136H174V138H175V140L174 141H172L173 142V147L172 148H167V150H166V147H164L165 149H164V151H163V158L161 159V161L160 162H163V163H165L166 161H165V159H167L166 157H169L171 154H170V151L172 152V153H174V154H176V153H178L179 151L181 152V151H183V149H185L186 151H188V153L191 155L192 153H193V149H194V146H192V145H190L189 143H187V144H184L183 142H182V140H181V138L183 137L182 136ZM131 138H126L127 139V141H129V142H131L132 144H131V146H130V149L132 150V151H137L138 150V148H139V146H140V142H139V140L137 139V138H135V137H133L132 135L130 136ZM180 139V140H179ZM88 140V138H86V140L84 139V141H87ZM253 141H254V143H255V150L257 149V146H256V142H255V140H254V138L252 139ZM133 143H135V144H133ZM84 144H85V142H84ZM115 145V144H114ZM170 149V150H169ZM177 149V150H176ZM177 151V152H176ZM179 152V153H180ZM169 153V154H168ZM215 153H216V156H217V159H218V161H221L222 163H223V166H228V164H227V162L224 160V159H222L221 157H220V153H219V151L218 150H216L215 151ZM228 153H229V155H233V150L232 149H228ZM227 155V154H226ZM234 156V155H233ZM108 157L110 158V160H109V164H108V166H105L104 165V169L102 170L106 175L105 176H111V177H114V175L113 174H110L109 173V171L110 170H114L115 169V167L117 166V163L118 162H121V160H122V158L121 157H119L117 154H116V152H111L108 156H107V160H108ZM83 160V159H82ZM253 160H254V158H253ZM253 160H252V162H253ZM188 161H191L193 164L194 163H198L196 160H194L193 158H190V157H188V159L187 160H185V161H181V162H178L177 164H176V166H175V169H174V171H175V173H174V175H171L170 176V179H172V178H175V179H180V181L182 180L183 181V179L185 180V178H184V176L182 177V173L181 172H179V169L183 166V164L184 163H188ZM83 162H84V160H83ZM251 162V163H252ZM85 163V162H84ZM89 163V162H88ZM88 163H86V164H88ZM186 163V164H187ZM237 163L238 164H241L242 166L241 167H239V168H231V171H237V170H242V169H248V166L251 164H249V165H244L243 164V162H241L240 161V157H239V159H238V161H237ZM200 164V163H199ZM201 166H202V164H200ZM213 166L215 167V166H217V164H213ZM187 167H190V166H187ZM203 167V166H202ZM109 170V171H108ZM132 170V166H131V169L130 170H128L126 173H124V175L125 174H130V175H136V172H137V170L138 169H134L133 171H131ZM148 170H150V169H148ZM135 171V172H134ZM255 171H257V170H255ZM184 172H186V168L184 167L183 168V174H185ZM203 172V168L202 169H200V170H198V171H193V170H191V174H190V176L188 177V180H192V178L195 176V175H197L198 176V179H201L202 181H204L205 182V180H206V182H209V175L208 174H205L204 173V175H201V173ZM222 173H225V171H223V170H220V173H219V175L220 174H222ZM92 173H90L89 175H91ZM119 174H121V172L119 173ZM167 174H169V173H167ZM120 176V175H119ZM119 176H117V178L119 179ZM157 177L158 179H159V177H158V174H157V169L155 170V171H151L150 172V177ZM166 176V175H165ZM88 177H90V176H88ZM121 179V178H120ZM177 179V180H178ZM101 180H102V178H101ZM121 181L123 182V184H124V186H125V190L127 189L126 188V185H125V182H124V180L123 179H121ZM184 183L186 184V186H189L188 185V182H186V181H184ZM88 184L90 185L88 188H87V190L89 189L90 191H92V189H90V187H93V186H95L94 188L95 189H97V183H93L92 181H91V179H90V181L88 182ZM153 184H156L155 182L153 183ZM99 185V184H98ZM114 185H116L115 184V182H114ZM170 185V184H169ZM161 186H158V188H160ZM161 189V188H160ZM264 187H263V185H262V183L261 182H259V183H256V184H253V185H248V186H246V188H244L243 189V192H245L246 194H248L249 196H250V199L253 201V204L251 203V207L252 208H254V207H258V208H260V210L261 211H263V213H264V199H260V195L262 194L263 195V193H264ZM128 191V190H127ZM131 191V190H130ZM130 191H128V193L130 192ZM252 193H251V192ZM98 193V192H97ZM128 193H126V195H128ZM91 194V196L93 197L94 195H92L93 193L91 192L90 193ZM73 195L75 196V199H76V195H75V193L73 192ZM255 200L257 201L256 203H254L255 202ZM258 202L260 203L259 205H258ZM74 203H75V205H82V204H78V203H76V201H74ZM167 206V205H166ZM169 207V206H168ZM240 207V210H241V205L239 206ZM170 208V207H169ZM74 209V208H73ZM72 209V210H73ZM171 209V208H170ZM45 210V209H44ZM236 212H237V210H236ZM40 213H41V211H40ZM44 213H46V210L44 211ZM213 216L215 215V213H214V211H213V213H211ZM210 214V215H211ZM237 214L238 215H241V216H245V213H238L237 212ZM209 215V216H210ZM228 215L229 216H232L233 217V215L232 214H230V213H228V214H226V216L224 217V223H225V230H224V236H229L230 235V233H231V231H232V229H233V224H234V222H233V224L231 225L232 227H231V229H230V231L229 232H227V224H226V218L228 217ZM208 216V217H209ZM211 220V219H210ZM260 220H261V223H262V226H255V225H252L251 226V228H252V231L253 230H255L256 228H258V229H260L261 230V232L264 234V215H262L261 216V218H260ZM206 221V220H205ZM204 221V222H205ZM78 222H80V221H76L75 222V224H76V227H79V223ZM203 222V223H204ZM251 222V221H250ZM183 224V223H182ZM150 225H151V223H150ZM201 226V225H200ZM190 227H197V226H193V225H190ZM189 228V227H188ZM131 230V229H130ZM169 230V229H168ZM183 230V229H182ZM136 231V229H134L133 231L131 230V232H135ZM139 231V230H138ZM149 231H150V229H149ZM170 231H172V230H170ZM183 231H185V232H188L187 230H183ZM219 232V231H218ZM227 232V233H226ZM173 233H175V235H174V241L176 240V234H177V232L176 231H173ZM251 233V232H250ZM190 234H191V236L192 237H190L191 238V240H192V242H193V244H194V251H193V249H192V253H194V255H192V253H191V259H192V261H190V262H188L187 264H210V263H212V262H214L215 263V261L217 260V255H218V253H220V251H221V249H222V245H223V247L225 246L224 244L225 243H229V248H230V246H231V248L230 249H233L232 248V246L234 245V241H232V242H226V241H223V240H221V238H220V236H218V239H219V241H218V239H216L218 242H217V244H218V247L217 248H213V250L212 249H210V247H208V246H206L205 244H204V241H205V239H207V241H210L211 240V238H206V235L204 236L203 235V233L202 232H200V231H196V230H190ZM189 234V235H190ZM219 234V233H218ZM228 234V235H227ZM249 234V233H248ZM39 235H41V234H39ZM182 233H181V238H182ZM183 237H184V235H183ZM198 237H201L202 238V242H201V245L200 246H197L194 242H199L200 243V241H198ZM181 238L179 239V240H176L177 242H178V244L176 245L177 246V248H179L178 249V251H176L175 252V255L178 257V261L175 263V264H185V263H183V253L186 251V250H183V249H181V248H183V245L181 244ZM213 238H216V237H214L213 236ZM247 238H250V240L253 238L252 236H251V234H249V236L248 237H246L244 240H246ZM60 239V238H59ZM106 240V239H105ZM104 241V240H103ZM102 240L100 241V242H103ZM230 241H231V238H230ZM60 242H61V240H60ZM236 243V242H235ZM167 244V243H166ZM211 244H212V240H211ZM214 245V244H213ZM247 245V242L244 244V246H246ZM61 246H62V243H61ZM95 247H97V246H95ZM94 248V247H93ZM92 248V249H93ZM98 248V247H97ZM99 249V248H98ZM159 250V249H158ZM257 250L259 251V253L257 254V256H259V258L261 259V260H264V254H262V252L264 251V240L263 241H260V242H258L257 243ZM160 251V250H159ZM170 251V250H169ZM169 251L168 252H165V254L167 255L168 253H169ZM224 251V250H223ZM247 251H248V249H247ZM101 252V251H100ZM160 252H162V251H160ZM246 252V251H245ZM244 252V253H245ZM163 253V252H162ZM244 253H242L241 255H242V257L244 258V256H243V254ZM94 254V253H93ZM164 254V253H163ZM223 254H225V252L223 253ZM182 256V259H180L181 258V256ZM263 255V256H262ZM30 256V255H29ZM195 256V257H194ZM227 258H225V260H224V262H223V264H231V259H230V255H225ZM180 257V258H179ZM194 257V258H193ZM259 259V263H261V264H264V262L262 263V262H260L261 260Z\"/></svg>","mask_w":264,"mask_h":264},{"label":"bare ground","instance_id":"bare-ground-1","mask_svg":"<svg viewBox=\"0 0 264 264\" xmlns=\"http://www.w3.org/2000/svg\"><path fill=\"white\" fill-rule=\"evenodd\" d=\"M246 2H247V4H248V2L250 1V0H245ZM222 2H224V1H222ZM222 2L220 3V6L219 7H216L217 8V10H218V16L220 17V18H223V16H222V12L224 11V9H225V6L224 5H222ZM72 6L73 7H76V0H72ZM230 3H234V4H236V6H238V8L240 9V8H242V6L241 5H238L237 4V0H230ZM229 3V4H230ZM12 4H14V3H12ZM90 4H91V2H90ZM16 6V5H15ZM151 7L152 9H153V12H152V15L153 14H155V12L157 11V8H158V6L156 5V3H155V1H152V0H147L146 2H145V5L143 6L144 8H146V7ZM226 6H228V5H226ZM129 7H131L132 8V6H129ZM17 8H18V6H17ZM83 8H85V6L83 5ZM94 8V7H93ZM32 8H30V10H31ZM112 9L113 10H115V7H112ZM145 10V9H144ZM138 11V10H137ZM135 12V10L132 8V11H129V10H127L126 11V9H124V10H121V11H118V14H119V16H120V18L121 19H124V20H126V19H131V17H132V15H134V18L132 19L133 20V22L136 20V19H138L139 17L140 18H142V16H143V13L139 10L138 12ZM231 11V10H230ZM51 12H52V10L50 11V15L48 16V15H45V13H43V14H41L42 15V17L39 15V16H37V20H41V25H42V28L40 29V32H49V30L50 31H54V29H55V27L54 26H51V25H53V22H51V20H52V18H53V15L51 14ZM186 12H189L190 14L192 13V11L191 10H186ZM229 12V11H228ZM227 12V13H228ZM21 14V13H23V12H19V11H17V12H15V14H10L9 12H5L4 10H2V12H1V16L4 18V22L5 23H8L9 21H11L13 18H15V19H18L19 18V14ZM31 13V12H30ZM85 11H84V15H85ZM133 13H135V14H133ZM96 14H97V12L95 11V10H92V13L90 14L91 15V17H90V15H89V17L87 18V19H85V21L83 22V24L88 20V21H90V22H88L89 23V25H90V27L91 28H97V24H96ZM100 15V14H99ZM158 19V18H157ZM65 22H66V19L64 20ZM48 24L50 25V26H48ZM83 24H82V26H83ZM102 25H104V24H102ZM101 25V26H102ZM155 25V18H153V19H150V20H148V22H147V24H146V26L145 27H147V26H154ZM253 24H248L247 26H244V28H246V29H250V28H254V27H251ZM60 25H58V26H56V28H58ZM101 26H99V28L101 27ZM171 26H173V25H171ZM54 28V29H53ZM33 30V29H32ZM55 30H58V29H55ZM83 31V30H82ZM178 31V29H174L173 30V32H171L170 31V34H172V36H176L177 34H176V32ZM123 33L124 32H120V34L123 36ZM198 33V32H197ZM196 33V34H197ZM249 35V34H248ZM12 36V35H11ZM16 36V33H15V35L13 36V37H15ZM88 36L90 37L88 40H87V42H86V47H84V48H82V49H80L79 50V52L78 53H76V54H73L71 51H73V50H76L72 45H70L67 41L66 42H64V43H61L57 48H56V50H55V55H56V58L57 59H59V60H62L64 63H65V68L64 67H60V68H58V69H53V72H52V75H50V76H53V78H50L51 80V82L50 83H48V86L47 87H49V88H55L56 86H62V85H64L65 83H67V81L69 80V76H74V77H82V82H81V85H80V87H83L84 85H86V84H91L94 80H95V78L97 77V74L99 73V70H98V64H97V61H96V59L94 58V56H93V58H92V51H94V52H96L97 50H98V48H99V46H100V40L98 39V37L97 36H93V35H90V34H88ZM137 37V36H136ZM93 38H95V39H93ZM177 39V38H176ZM198 39H199V37H198ZM24 39H20L19 38V41L20 42H22ZM103 40V39H102ZM144 41V39H141L140 40V42H143ZM72 42V41H71ZM74 42V41H73ZM34 43V42H33ZM77 43L78 44H80V41H77ZM76 43V44H77ZM248 44H249V42H247ZM260 43V42H259ZM137 44V43H136ZM137 46H138V44H137ZM141 46H143V47H147L145 44H141ZM260 46H261V43H260ZM109 47H110V45H109ZM0 48H1V45H0ZM90 48V49H89ZM18 49V51H20V53H21V50L19 49V48H17ZM16 49V50H17ZM113 49V48H112ZM9 50H11V48L9 49ZM25 52V53H24ZM22 54H18L19 52H17L16 53V51L14 52V53H16V55L18 54V55H21V56H23V57H20V59H25L24 58V56H26L28 53H32V52H35V50H32V52H30V48L29 49H27L26 51H24ZM84 52H87V56H89V57H91L90 59H89V61H88V64H85V65H80V66H74V64L77 62V59H78V55L79 54H83ZM33 54V53H32ZM145 55H147L148 53H144ZM143 54V55H144ZM18 55H17V57H18ZM149 55V54H148ZM0 57L2 58L3 57V53L2 52H0ZM16 57V58H17ZM35 58V57H34ZM18 62V61H17ZM21 62L22 63H24V61L23 60H21ZM32 61H31V65H32ZM41 65V62L38 60L37 61V63H36V65L35 66H33V71L35 72L34 74L36 75V74H38V70H43V68L45 67H48L49 65H47V64H43L42 66H40ZM185 65V64H184ZM89 66H91L90 68H89ZM124 66H125V64L124 65H122V66H119L120 68H124ZM130 67V66H129ZM44 71H45V69L42 71V73L41 74H44ZM100 74V73H99ZM49 76V77H50ZM127 76H128V74H127ZM161 76V75H160ZM129 77V76H128ZM155 78V76H154V74L150 77V78ZM1 80V79H0ZM48 80H49V78H48ZM127 81V80H126ZM130 81H131V79H130ZM88 82V83H87ZM117 83L119 84V81L117 80ZM59 84V85H58ZM36 87V86H35ZM35 87L33 88V89H31V90H29V91H31V92H26V93H23V94H21V95H24V96H29V95H33V94H37L36 93V90H34L35 89ZM77 87V86H76ZM85 87V86H84ZM160 88V87H159ZM5 89H7V86H6V84H5ZM21 89V88H20ZM70 90V89H69ZM68 90V91H69ZM74 90V89H73ZM76 90H78V89H76ZM43 94H44V89L43 88H41V89H39V92H38V95H37V97H36V99L34 100V102H32L33 104H31L30 105V110H31V107H34L35 109H34V111H37L40 107H38V104H39V100L40 99H42L43 100ZM39 95H40V98H39ZM74 95V94H73ZM75 96V95H74ZM73 97V96H72ZM10 99V101L12 100V98H9ZM99 99V98H98ZM13 100H18V99H13ZM20 100V99H19ZM73 100H75V98H73ZM76 102V101H75ZM97 103H102L101 102V99H99V102H97ZM97 103L95 104V105H97ZM103 104V103H102ZM72 105H75L76 106V104H74V102L72 101ZM128 105H130V103H128ZM128 107V106H127ZM72 107L70 106V109H71ZM96 108H97V111L99 110L98 109V107L96 106ZM103 108V107H102ZM3 109V107L2 108H0V110H2ZM73 109V108H72ZM96 111V112H97ZM104 111H107L106 109H105V107H104ZM33 112V111H32ZM96 112L94 113V111H93V120H92V124L90 125V126H92L93 124V126H95V125H104L105 124V120H107V119H109L110 117L108 116V113L106 112V113H102V111H101V109H100V117L97 119V115H96ZM4 119L5 118H7V116H6V113H4ZM105 117H107L106 119H105ZM131 119V118H130ZM110 120V119H109ZM111 122V121H110ZM82 125V127L81 128H83L84 129V125L83 124H81ZM85 125H87V124H85ZM69 129H70V127H69ZM70 131V130H69ZM71 132V134H73L72 133V131H70ZM103 138H100L99 139V136H97L96 138H95V141H94V145H93V151L94 150H96L97 151V153H99L100 151H101V154H100V156H99V158H98V163H97V165L96 166H99V164L101 163V161L103 160V157H104V155L106 154V152L108 151V155L111 153V152H113V150H112V147L111 146H113V145H109L108 144V147H104V143H103ZM70 144V143H69ZM69 144H67V145H69ZM51 148H54V146L53 147H51ZM109 149V150H108ZM166 150H167V148H166ZM177 150V149H176ZM8 151H10V150H8ZM63 151H64V148H63ZM95 152V151H94ZM147 152L148 153H150V152H152V147L151 146H147ZM177 152V151H176ZM180 152V151H179ZM178 152V153H179ZM47 154H49V150H48V152H46ZM55 153H59V151L58 152H56L55 151ZM169 154V153H168ZM177 154V153H176ZM0 155H6V150L4 149V148H2V145L0 144ZM57 155V154H56ZM59 155V154H58ZM107 155V156H108ZM164 156H162V158H163ZM167 159H165V161H166V164H165V167L162 169V171L160 172V175H159V180H158V182H155L156 183V185L157 186H161V185H163L164 184V181H165V172H166V174L167 173H170V171H169V167H170V165H172L173 164V157L170 155L169 157H166ZM76 161V160H75ZM125 164V163H124ZM203 166V165H202ZM199 163H194V164H191V166L189 167V169H191V170H193V171H198V170H200V169H202L203 167H202ZM85 167V166H84ZM84 167H78V168H75L76 169V171H77V173H79L80 174V178H81V180H82V182L80 181V180H76L75 181V183H76V185H78V186H80V185H82V186H84L85 188H87V187H89L90 185H86L85 184V182H86V180H87V178H86V170H85V168ZM23 169L22 171H17V173H16V170L17 169ZM74 167H72V169H73ZM35 168H31V167H28V166H26V167H15V171H14V173L13 174H11L10 176H9V178H8V183H9V185H10V187L12 188V189H14V188H17V184L19 183V182H23L24 183V185L25 186H28V189L30 190V191H35V189L36 188H38V187H40V186H42V188L43 189H45L47 186H51V187H53V188H55L56 186H58V193H57V195L59 196V191L61 192V194L62 195H64V196H66L67 194H69V196H72L73 195V193H67V191H66V189H64V186H60V185H55V182H53V183H51V181L48 183L47 182V178H45L44 177V175H45V173L44 172H42L44 169H41V170H38L37 171V169H35ZM91 172V171H90ZM100 172V171H99ZM16 173V174H15ZM121 173L124 175V171H121ZM185 173V172H184ZM39 175H40V177H39ZM121 176L120 178L121 179H124V176ZM126 175V174H125ZM184 175V178H187L188 179V177L190 176V175H188L187 174V172L185 173V174H183ZM136 176L137 177H139V178H141L142 177V174H138L137 175V173H136ZM119 178V181H121V179ZM31 180V181H30ZM125 182L127 183V190H128V188H129V182L131 183V184H133L134 186H135V188H136V185H138L139 184V182H137L138 184H136L135 183V180H133V181H127V180H125ZM33 186V188H31ZM75 187V186H74ZM97 190H98V192H99V188L97 187ZM178 191H179V194L177 195V197L175 198V200H174V202H173V204L171 205V209L168 207V210H170L171 212H172V215L170 216V215H165V217H164V219H163V221H165V218H166V221H167V223H169V222H171V221H174V220H176L177 221V223L178 224H182V223H184V224H188V225H193V226H199V225H201L207 218H208V216L211 214V213H213V209H203L201 212H197V211H195V210H193V209H189V208H187V205H185V203L187 202V192L189 191V187L188 186H182V187H179V189H178ZM83 192V193H82ZM82 192H78V197H79V199H80V202H81V204L82 205H85L86 204V208H85V210H86V212H90V211H92L93 209H96L97 207H98V205H99V201L98 202H93V201H91V192L93 193L92 195H96L97 194V192H96V190H92V191H90L89 189L87 190H85V191H82ZM11 193V191L8 193V194H10ZM130 193V192H129ZM129 193H128V195H129ZM81 197V198H80ZM60 199V198H59ZM242 203L241 204H239L238 205V210L239 211H241V212H243V211H246V210H248V208L251 206V203H252V200L250 199V196L249 195H244L243 196V198L240 200ZM79 202V201H78ZM80 202H79V204H80ZM241 205V210H240V206ZM100 206V205H99ZM248 207V208H247ZM44 208H45V206H43V205H41V213H40V215H42L43 213H44ZM62 215H63V213L60 211V210H58L57 212H56V214H55V216H54V220H52V219H47L45 222H43L42 223V221L44 220H42L41 221V223L42 224H40L41 225V227L40 228H38V230H39V233L38 234H41V236H42V240H43V242L46 244H48V242H50L49 241V239L50 238H54V237H59V236H62V237H65V238H76L77 236H78V234H79V232H80V230H79V228H77L76 227V224H75V222L73 221V222H71V224H69V225H64V223L62 222L61 223V221H62V219H61V217H62ZM80 218H81V216H76V220L77 221H79L80 220ZM186 222V223H185ZM226 224L228 225L227 226V232H229L230 231V229H231V227L233 226L232 224H233V222H234V220H233V217L232 216H229L228 215V217L226 218ZM102 224H103V220L102 219H98L95 223H94V225H93V234L92 235H89V233H88V237L86 238V242L89 244V245H91V246H94V245H97L101 240L103 241V240H105V239H107L108 238V232L106 231V230H104L103 228H101V226H102ZM173 224V223H172ZM138 225V224H137ZM232 225V226H231ZM173 226H175V225H173ZM138 227H139V225H138ZM171 228V230L172 231H176L177 230V228L176 227H170ZM224 230H225V223H224ZM226 232V233H227ZM180 233V232H179ZM178 233V231H177V235H176V239H179V237L181 236L180 234ZM228 235V234H227ZM139 236H142L144 239H145V236H143V235H139ZM210 242V241H209ZM46 244V245H47ZM156 244V243H155ZM157 245H158V248H159V250L160 251H162L163 253H165V252H168L169 250H170V245H164L163 243H157ZM237 246V243H235L233 246H232V248L233 249H235V247ZM172 249V248H171ZM47 252L49 253V254H51V253H53V252H56V248H54V247H51L50 245L48 246V248H47ZM65 252L67 253V255H68V257L65 259V262H64V264H69V262H71L72 261V255H73V252H71V251H69V250H67V249H65ZM250 252H251V249L249 248L248 249V251H246L244 254H243V256H244V258L245 259H247L246 260V262L244 263V264H253V262L251 263L250 262ZM92 256V255H91ZM94 257V255L91 257V258H93ZM156 264V263H155Z\"/></svg>","mask_w":264,"mask_h":264},{"label":"trees","instance_id":"trees-1","mask_svg":"<svg viewBox=\"0 0 264 264\" xmlns=\"http://www.w3.org/2000/svg\"><path fill=\"white\" fill-rule=\"evenodd\" d=\"M189 1L191 2L192 6L196 10L209 14V11H210L209 6H208V4L206 6H203V0H189ZM251 1L252 0H250L248 2L249 6L251 5L250 4ZM86 3H87V0H77L76 7L77 8H83V5L85 6ZM180 3H181L180 1L176 0L177 5ZM137 5H139V4H137ZM132 8L135 10V12L137 11L136 5L132 6ZM91 12H92V6L87 10L86 15H84L82 17L73 18L72 16L67 15L66 22L64 21V19H60V21H61L60 26L58 28L55 27V29H58V30H55L54 28L53 29H54V31L59 32L63 36V40L65 39L66 36L72 35L73 39L80 41L81 44H84L90 38L88 36V34L96 36L98 30L100 29L99 26H101L102 24H104V25L106 24V20L102 16H100L99 14H96L97 28H91L90 27L89 30H86L84 25L88 24L89 21L87 20L84 24H83V22L85 21V19H87L89 17ZM174 13H175V10H174ZM133 14H135V13H133ZM215 14L217 15V12H215ZM175 16H178L177 11H176ZM90 17H91V15H90ZM133 18H134V15H132L131 19H133ZM82 24H83V26H82ZM143 24H144L143 26L145 27L146 23H143ZM137 25H139V24H137ZM137 25L129 23L127 25L126 24L121 25L120 27L118 26L116 29L120 32H124L123 36H130L131 38L135 39V42L138 44L137 53L139 55L144 51V48H143V46H141V44L145 43V39H144L143 35L139 34V32L137 30ZM35 27H37L40 30L42 25H41V23H38ZM11 29H13V27H6L4 29V31L8 32ZM106 30L110 31L111 27L108 26V28ZM178 32H179V30L176 32V34ZM33 33H37V32L33 30ZM238 33H239V31H238ZM240 35H241V32H240ZM93 39H95V38H93ZM122 39L123 38L118 36V35H115V37L112 39V41L117 46V50L115 53L107 52V54L113 60L119 59V57L123 53V51L126 50V48L122 44ZM141 39H144V41L140 42ZM239 40L241 41V38ZM209 41H207V43H211V41L210 42ZM1 45L5 51H8L11 48L10 44H5L4 41L1 43ZM147 47H149V46L147 45ZM138 55L135 56V60L137 59ZM43 56L45 58L49 57V56H51V52L46 50V51H44ZM203 59H204L203 54L201 53L200 56L196 58V60H195L196 63H193V70L194 71H200L201 69L205 68V65L203 64ZM54 67L58 68L59 65L55 64ZM53 69H54L53 66L49 65L47 67V69L44 71V72H46V82H47V79L49 78V76L52 75ZM43 70H44V68H43ZM43 70H41L39 74H41ZM148 73L150 76L153 75L152 68L149 70ZM214 74L224 76V75H228V72H215ZM122 80H126V79H124V77H123ZM118 81H119V79H118ZM129 82H130V80H127L124 87ZM47 85H48V83H47ZM64 85L67 86V83H65ZM228 85L229 86H235V85H238V83H236L234 85H231L229 83ZM43 89H44V86H43ZM34 90H36V92H39V90L36 89V87ZM71 94H72V91L69 90L67 95H71ZM37 95L38 94H35V98L37 97ZM39 98H40V95H39ZM95 98L97 99L96 101L98 102L99 99H98L97 95L95 96ZM54 100H55V97H51V96L47 97V101H49V102L54 101ZM100 104L102 105V103H100ZM105 109L107 110L106 107H105ZM46 114H47V109L41 110L40 113L38 114L39 120H41ZM65 117H67V116H65ZM78 121L82 122V120H78V118H76L74 120V122L71 124L74 125V123L78 122ZM256 122H257L258 127L262 128V126H263L262 117H260ZM73 130H74V132L78 131V129L75 127ZM165 134H167V132ZM174 136H175V133H173V135L169 136L170 139H172V141L175 140ZM55 137L60 138V134H58ZM254 140L256 142V146L258 147L260 145V142H261V133L259 131L257 132V136L254 138ZM90 156H91V153L89 150V140H87L85 142L83 151L81 153V157L85 163H88L90 160ZM127 163L129 164V163H131V161L130 162L128 161ZM186 163H185V165H186ZM165 164H166V162L165 163L159 162L158 167L164 168ZM213 164H216V163H213ZM130 169H131V166L129 168H124L123 171L126 173ZM247 170H249V171H255L256 170V157L253 160V162L248 166ZM1 174H2V176H0V189H1L2 183H3V181H5V179L8 182V178L12 174V172L6 171V172H1ZM78 176H79V174H78ZM119 182L121 183V186H122V188H124V192H125V186H124L123 182L122 181H119ZM139 184H140V182H139ZM172 187L177 188L175 186H172ZM134 188H135V186L129 182L128 191H130ZM116 189H118L117 184H116ZM41 190H44L42 188V186L36 188L35 189L36 192H34V193H28L27 189H23L21 194H20L21 200L18 203L5 202L4 205H2V206L0 203V255L9 254V252L14 248L16 243H18L21 240V237L25 232L35 231L36 229H38L40 227L41 223L34 221V218H35V211H36V208L38 206V201L40 199L44 198L45 194H46V193L42 192ZM142 190H145L144 195H142V196L140 195L139 198L137 199V202H136V205L139 203L142 204L141 208H140V210L142 212V217H134V218L130 219L126 213V209L125 208L120 209L121 221L125 224L130 221L128 230L126 228L119 230V232L124 236V239L122 241V246H121L122 252L124 254H127L128 256H131V254L134 250V244L137 240V237H139V235L147 236V234L149 233L150 223H151V221H150L151 213L152 212L157 213L158 211H160L161 206L159 208L156 207L157 197H159L161 199V202L164 205L166 204L167 206L171 207L175 198L179 194V191L173 190L171 188H168L167 190L162 191V190H160V188H158V186L156 184H153L151 186L145 185V188H142ZM69 191H72V189L70 188ZM119 197H120V195H119ZM153 208H155L154 211H153ZM77 209L78 208L75 207L72 211L73 212L77 211ZM40 211H41V206L38 209V215L40 214ZM99 215H100V212L95 211L94 213H92L91 219L96 220L99 217ZM47 217L48 216L45 215L44 219H48ZM210 221H208V223L206 225H203V226L189 227L188 230L189 231L190 230H196V231H200V232H202L204 230L206 232V234H205L206 238L209 239L214 235V233H217L219 231L218 227L215 230L212 229V225H211ZM137 224L139 225V232L140 233L136 234L134 232H131L130 225H132L134 228H137L138 227ZM80 233H82V232L80 231L76 238H65L62 236L60 237L62 247L64 249H67V250L73 252L72 261L69 262V264L70 263L71 264H97V262L81 261L77 257V254L75 251V245L79 244L80 236H81ZM184 237H192V236L189 234H184ZM100 251L101 250L98 249L97 247H94L92 249V252L97 257H101ZM110 259H111L112 264H128L130 261V259L127 257H122V258L117 257L115 259H114V257H111ZM54 262L55 263L59 262V256L55 257Z\"/></svg>","mask_w":264,"mask_h":264},{"label":"flooded vegetation","instance_id":"flooded-vegetation-1","mask_svg":"<svg viewBox=\"0 0 264 264\" xmlns=\"http://www.w3.org/2000/svg\"><path fill=\"white\" fill-rule=\"evenodd\" d=\"M106 32H102V34H101V37H104V34H105ZM155 79H157L160 83H161V81H160V79H161V77L158 75V77H155ZM125 83H126V80H122V82H121V85L118 87V89H116L115 90V88L117 87V86H114L113 87V89H114V93H115V95L116 94H118V95H116V97L117 96H119V97H122V96H124V92H126L127 91V88H128V86L130 85V84H132L133 82H132V79H131V81H130V83L126 86V87H124V85H125ZM118 84V83H117ZM67 85H69V82H67ZM161 85H162V87L160 86V85H158L160 88H164V86H163V84L161 83ZM76 86V85H75ZM74 86V88L73 89H77L76 87ZM72 89V95H73V92L75 91V90H73ZM120 94V95H119ZM48 96H50L49 94H48V90H46V96H45V99H46V101L42 104V102H43V100L42 99H40L39 100V104L38 105H40V106H38V107H40V109H39V112H38V114L40 113V111L41 110H43V109H47V114L41 119V121H39V118H38V116H36L35 117V119H34V123L35 124H39V123H41L43 120H44V118H45V120H47V119H49V122L50 121H53L54 122V126H51V127H54L55 129H56V131H60L61 130V132H60V138H57V137H54V133L51 131V128L49 129V128H45V130H47L48 132H46V134L49 136V137H52L53 138V140H54V143H53V145L52 146H54V147H56L57 149H59V151H63V148H64V143H65V140H66V129H65V123H66V121L68 120V121H70L72 118H73V116H72V114H71V112L70 113H63L62 112V110L60 109V108H65L63 105H61V104H59L56 108H52L50 105H49V101H47V97ZM74 96V95H73ZM80 96L81 97H83L84 99H86V101H83V100H81V99H79V97L78 96H74V98H75V101H76V106H78L79 108H80V110H81V112H87V110L89 109L88 108V106L89 105H91V102L86 98V97H84L83 95H82V93L80 92ZM34 99H36V98H34ZM99 102V101H98ZM102 102V101H101ZM109 103V102H108ZM60 107V108H59ZM103 107V109H104V106H102ZM52 109H54L55 110V115H56V118H57V120H58V123L61 125V129H59V127H58V123H57V121H56V118L54 117V116H51V115H49V112L52 110ZM102 109V108H101ZM110 113L113 115V110H111V107H110ZM86 115V114H85ZM65 116H67V117H65ZM76 118H78V117H76ZM91 118H92V120H93V116H91ZM86 119V118H85ZM90 118H88V120H89ZM110 119H112V118H110ZM78 120H82V119H80V118H78ZM79 123H82V122H84L83 120H82V122H80V121H78ZM105 122L107 123V120H105ZM50 124V123H49ZM85 124H87V123H83V125H85ZM69 127H70V131H72V133H73V135L75 136V140H76V138H77V136H76V132H74V125H72V124H69ZM76 128V127H75ZM81 129H83V128H80V129H78V134H80V132H81ZM53 133V134H52ZM67 134H69V133H67ZM72 134H71V136H73ZM56 136V135H55ZM89 139H90V136H89ZM88 139V140H89ZM45 140V138L40 142V145H42V142ZM51 149V147H46V148H44V150L46 151V150H50ZM43 150V151H44ZM44 153V152H43ZM38 155H40V151L38 152ZM61 156L62 155H57V158L58 159H60V161L62 162L61 163V166H62V168L61 169H56V170H54L53 172H50V175L48 176V178H47V182L49 183L50 181H51V183H53V182H55V185H60V186H64V189H66V191H67V193H75V194H77L76 196H78V190H86V189H84L85 187L84 186H82V185H80V186H78V185H76V183H75V181L76 180H80L81 182H82V180H81V178H80V174L79 173H77V171H76V169L75 168H73L72 169V167L71 166H67L66 167V165H68V163L72 160V158H71V156L72 155H70L69 156V159L67 160V162L65 161V156H64V158L62 159L61 158ZM65 161V162H64ZM106 163V162H105ZM104 163V164H105ZM211 166H213L212 164H211ZM162 169L163 168H160V167H158L157 168V174H158V177H159V175H160V172L162 171ZM220 168H217V171H216V174H215V176H213L212 174H211V172L208 174L210 177H209V181L211 180V179H214V181L215 180H217L216 178H217V176L219 175V173H220ZM45 171L46 170H43L42 172H44L45 173ZM49 172V171H48ZM78 174H79V176H78ZM165 175H167L166 174V172L164 173ZM125 176V175H124ZM39 177H40V175H39ZM133 180V179H132ZM259 182H261L262 183V185H263V187H264V177L262 178V180H260V181H258L257 183H259ZM215 183H216V181H215ZM75 186V187H74ZM217 186V185H216ZM72 189V191H69V189ZM264 191V190H263ZM20 193L22 192V191H19ZM77 192V193H76ZM99 193V192H98ZM98 193L96 194V195H94V196H97L98 195ZM46 195V194H45ZM217 195L221 198V200H222V202H223V204L225 205V210H224V214L226 213V212H228V213H232V214H237V212H236V210H237V198H236V196H234L231 200L232 201H227V200H225L222 196H221V189H219L218 187H217ZM263 197H264V193H263ZM92 198V197H91ZM210 198H211V200H212V202L213 203H215V207L213 208V211H214V213H217V216H218V212H219V209H220V206H219V204H218V202H217V200H216V196H213V197H211V195H210ZM20 200H21V198H20ZM91 201H93V200H91ZM93 202H98V201H93ZM18 203V202H17ZM68 203V202H67ZM67 203H65V205H63V207H64V209H66V213H65V217H67V219H68V217H69V212L70 211H72V209H67L66 208V206H67ZM260 203L258 202V205H259ZM2 205H4V204H1V206ZM235 207V208H234ZM48 207H45L44 209L46 210ZM234 208V209H233ZM236 209V210H235ZM258 211V210H260V208H258V207H254V208H252V211ZM50 214L48 213V214H46V216H48L47 218L49 219V216ZM45 216V215H44ZM44 216H43V218H44ZM47 219H44L43 221H42V223L43 222H45ZM52 220H54V219H52ZM70 220V219H69ZM243 220V219H242ZM74 222H76L77 220H76V218H75V220H73ZM210 221V220H209ZM211 225H212V229H216L217 227H218V225H217V222L215 221V220H213V219H211ZM41 223V224H42ZM259 225V224H258ZM233 226H234V224H233ZM40 227H41V225H40ZM39 227V228H40ZM232 231H233V229H232ZM178 233H179V231H178ZM249 233V232H248ZM247 232H245V233H243V231H240V233L238 234V236L235 238V239H233V232H231V239H232V241H234V244H235V242H237V245L239 244V242L241 243L242 242V240L243 239H245L246 237H248L249 236V234H251V236L252 237H256V236H261L262 235V232H261V230L260 229H258V228H256L255 230H253L251 233H249L248 234ZM180 235H181V233H179ZM213 236L214 237H216V238H213ZM212 237H211V240H212V244H214V245H218L217 244V242L219 241H217L216 239H218V236H219V234H218V232L217 233H214V235H213ZM60 237V236H59ZM181 238V236L179 237V239ZM188 238H190V237H188ZM179 239H176V240H179ZM191 239V238H190ZM210 240V241H211ZM264 240V238H262L260 241H263ZM198 241H200V242H202V238L201 237H198ZM231 241V242H232ZM259 241V242H260ZM197 242V241H196ZM169 244V243H168ZM170 245V244H169ZM256 245H257V243H255V244H253V247H254V250H253V253H252V261H253V264H255L256 263V261H258L259 262V256H257V254L259 253V251L257 250V248H256ZM170 247H171V245H170ZM172 248V247H171ZM170 248V251L169 252H171V249ZM230 248H231V246H230ZM230 250V249H229ZM246 250V247L245 246H242L239 250H238V252L237 253H235L234 251H235V249H231L230 250V255H232V256H230V259H232V261L233 262H235V264H237L238 262H237V260L239 261V263H241L242 262V256L240 255V253L242 252V251H245ZM48 253V252H47ZM54 253V252H53ZM49 254V253H48ZM262 254H264V251L262 252ZM164 255H166L165 253H164ZM57 256H59V255H57ZM181 256V255H180ZM235 256V257H234ZM55 257L56 256H54V261H55ZM67 257H68V255H67ZM66 257V254H65V257L64 258H67ZM32 258V257H31ZM180 258V257H179ZM236 258V259H235ZM180 259H182V256H181V258ZM235 259V260H234ZM37 260V259H36ZM59 262L61 263V259H60V256H59ZM257 262V263H258ZM183 263H185V264H187L188 262L186 261V251L183 253Z\"/></svg>","mask_w":264,"mask_h":264},{"label":"built area","instance_id":"built-area-1","mask_svg":"<svg viewBox=\"0 0 264 264\" xmlns=\"http://www.w3.org/2000/svg\"><path fill=\"white\" fill-rule=\"evenodd\" d=\"M254 152H255L254 141L253 140L249 142L245 141L244 145H242L239 148L240 161H242L244 165H249L254 158ZM262 178L263 176L259 171H249L247 169H242V170H237L235 172L229 171V172L220 174L217 177L216 185L219 189H221V196L227 201H232L231 199L235 196L236 190L239 191L240 192L239 197L237 198V212L247 214L252 211V207H251L252 205L246 211L241 212L238 210V205L242 203L240 200L243 198L244 195H248L245 192H243V188L248 185L256 184L258 181L262 180ZM256 202L257 201L255 200L254 203ZM252 204H253V201H252ZM226 214H228V212L224 214V217L226 216ZM224 217L222 219H218L217 213H215L214 216L211 214L206 219V221H209L210 219L215 220L219 228L218 233H219L221 240L226 241V242H231L232 241V239L230 241L231 233L229 236H224ZM193 251H194V248H193ZM192 255H194V253H192ZM81 261H84V260H81ZM260 262L263 263L264 260H261Z\"/></svg>","mask_w":264,"mask_h":264},{"label":"clouds","instance_id":"clouds-1","mask_svg":"<svg viewBox=\"0 0 264 264\" xmlns=\"http://www.w3.org/2000/svg\"><path fill=\"white\" fill-rule=\"evenodd\" d=\"M242 162V161H241ZM231 171V170H230ZM44 219V218H43ZM198 227V226H197ZM52 254V253H51ZM51 254H48V255H51ZM7 255V254H6ZM29 256V255H28ZM30 257V256H29Z\"/></svg>","mask_w":264,"mask_h":264}]
</instances>
